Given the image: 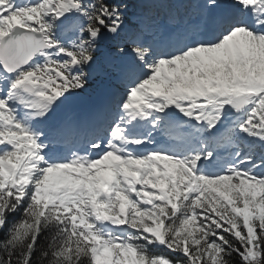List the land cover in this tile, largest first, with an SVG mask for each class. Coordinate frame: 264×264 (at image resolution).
Returning a JSON list of instances; mask_svg holds the SVG:
<instances>
[{"label":"snow or ice","instance_id":"1","mask_svg":"<svg viewBox=\"0 0 264 264\" xmlns=\"http://www.w3.org/2000/svg\"><path fill=\"white\" fill-rule=\"evenodd\" d=\"M0 264H264V0H0Z\"/></svg>","mask_w":264,"mask_h":264}]
</instances>
